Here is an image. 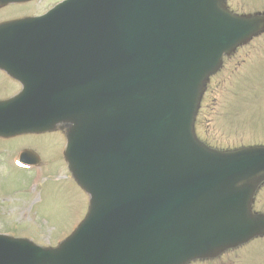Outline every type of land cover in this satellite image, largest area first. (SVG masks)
Wrapping results in <instances>:
<instances>
[{
  "label": "water",
  "instance_id": "obj_1",
  "mask_svg": "<svg viewBox=\"0 0 264 264\" xmlns=\"http://www.w3.org/2000/svg\"><path fill=\"white\" fill-rule=\"evenodd\" d=\"M263 24L221 0H65L1 26L0 65L14 56L25 90L0 101V136L70 123L90 206L57 247L0 234V264H181L259 232L264 146L209 150L192 126L205 76Z\"/></svg>",
  "mask_w": 264,
  "mask_h": 264
},
{
  "label": "rangeland",
  "instance_id": "obj_2",
  "mask_svg": "<svg viewBox=\"0 0 264 264\" xmlns=\"http://www.w3.org/2000/svg\"><path fill=\"white\" fill-rule=\"evenodd\" d=\"M222 1L240 15L264 12V0ZM47 2L30 8L44 9ZM14 7L1 6L0 16ZM222 61L224 65L205 81L206 93L195 116L194 133L202 143L219 150L264 145V27ZM0 84L3 88L4 82ZM16 87L14 82V90ZM9 95L0 90V99ZM64 133L62 124L46 133L0 141V233L55 246L86 213L88 195L73 180L64 161ZM22 147L40 154L38 167L15 165V152ZM15 149L13 155L10 151ZM256 186L250 209L252 214H264V175L257 178ZM256 237H264V233ZM262 253H254L249 262L262 258Z\"/></svg>",
  "mask_w": 264,
  "mask_h": 264
},
{
  "label": "flooded vegetation",
  "instance_id": "obj_3",
  "mask_svg": "<svg viewBox=\"0 0 264 264\" xmlns=\"http://www.w3.org/2000/svg\"><path fill=\"white\" fill-rule=\"evenodd\" d=\"M60 1V0H59ZM38 2L41 0H31L28 2L17 3L18 8L20 11L18 12H9L7 15L0 16V22L41 15L42 13L46 12L53 4H49L47 2L45 4V8L41 10H36L34 8H30V6H36ZM14 6V3L10 4ZM29 6V7H28ZM0 82H4V87H1L0 90L8 92L9 94H14L21 89V84L11 77L6 71L0 69ZM14 82L16 84V89L14 90ZM247 245V246H243ZM256 252H263L262 258L250 263L249 260L255 256L254 253ZM185 264H264V237H253L249 241L240 244L234 248H227L221 251L220 253L213 255V256H205L200 258H195Z\"/></svg>",
  "mask_w": 264,
  "mask_h": 264
}]
</instances>
